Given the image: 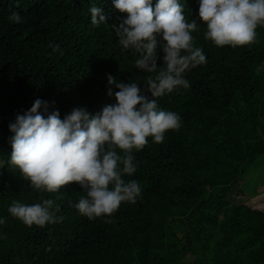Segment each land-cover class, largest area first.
I'll list each match as a JSON object with an SVG mask.
<instances>
[{"label":"trees","instance_id":"obj_1","mask_svg":"<svg viewBox=\"0 0 264 264\" xmlns=\"http://www.w3.org/2000/svg\"><path fill=\"white\" fill-rule=\"evenodd\" d=\"M179 3L200 24L193 46L206 56L184 74L187 89L158 100L181 127L133 150L136 171L123 178L139 182L136 202L90 220L76 208L86 196L78 184L36 191L9 166V124L36 99L61 119L74 108L94 115L116 102L109 75L144 88L163 54L156 72L134 67L138 54L122 50L111 27L126 18L114 0H0V264H264V210L246 203L243 186L264 154V26L249 45L217 47L204 39L199 0ZM93 6L106 24H91ZM13 12L21 23L8 19ZM45 200L54 201L56 222L44 227L8 212L13 201Z\"/></svg>","mask_w":264,"mask_h":264},{"label":"clouds","instance_id":"obj_2","mask_svg":"<svg viewBox=\"0 0 264 264\" xmlns=\"http://www.w3.org/2000/svg\"><path fill=\"white\" fill-rule=\"evenodd\" d=\"M114 7L126 18L111 27L122 50L138 54L136 69L156 72L162 52L163 67L155 77L148 76L141 88L109 75L107 95L116 102L94 115L74 108L61 119L59 111L49 112L48 102L36 99L9 124L14 133L9 166L19 169L36 191L56 193L78 184L86 196L76 208L90 220L111 216L122 202H136L139 182L123 178L136 171L133 150L141 151L148 137L161 143L166 131L181 127V117L159 109L158 100L175 89H187L190 85L184 74L206 62L203 50L193 46L192 33L200 24L186 19L179 0H156L155 4L153 0H114ZM89 11L93 26L106 24L100 8L93 6ZM198 16L206 25L205 40L217 47H243L253 43L257 27L264 26V0H199ZM8 19L22 22L17 12ZM58 49L59 45L54 50ZM113 87L118 90L113 92ZM53 207V200L34 205L13 201L8 212L27 226L44 227L56 222ZM4 222L0 219V224Z\"/></svg>","mask_w":264,"mask_h":264},{"label":"rangeland","instance_id":"obj_3","mask_svg":"<svg viewBox=\"0 0 264 264\" xmlns=\"http://www.w3.org/2000/svg\"><path fill=\"white\" fill-rule=\"evenodd\" d=\"M244 182L246 203L253 208L264 210V154L258 156L256 163L250 166L244 176Z\"/></svg>","mask_w":264,"mask_h":264}]
</instances>
